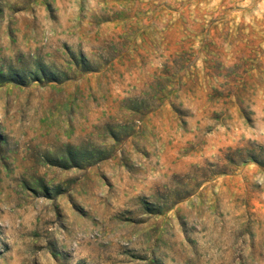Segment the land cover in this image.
<instances>
[{"label":"rangeland","instance_id":"374dc122","mask_svg":"<svg viewBox=\"0 0 264 264\" xmlns=\"http://www.w3.org/2000/svg\"><path fill=\"white\" fill-rule=\"evenodd\" d=\"M0 264H264V0H0Z\"/></svg>","mask_w":264,"mask_h":264}]
</instances>
